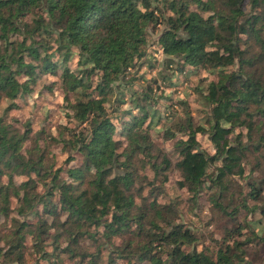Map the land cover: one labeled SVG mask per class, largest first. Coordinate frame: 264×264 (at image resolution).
Masks as SVG:
<instances>
[{"label": "trees", "instance_id": "trees-1", "mask_svg": "<svg viewBox=\"0 0 264 264\" xmlns=\"http://www.w3.org/2000/svg\"><path fill=\"white\" fill-rule=\"evenodd\" d=\"M183 71L203 121L168 89ZM39 84L61 118L17 119ZM169 174L219 237L159 201ZM69 261L264 264V0H0V264Z\"/></svg>", "mask_w": 264, "mask_h": 264}, {"label": "rangeland", "instance_id": "rangeland-1", "mask_svg": "<svg viewBox=\"0 0 264 264\" xmlns=\"http://www.w3.org/2000/svg\"><path fill=\"white\" fill-rule=\"evenodd\" d=\"M159 27L155 32L148 33V45H147V55L139 60L140 67L132 70V73H140L144 75L147 79L156 76L158 67L160 68L162 65V56L160 51L158 50L157 46L155 45V41L158 35ZM155 65V66H150ZM60 72V70H58ZM176 77H173L172 81L173 84L168 86V89L173 90L172 96L174 99H184L188 103V109L190 114L194 117L195 120L203 121L205 119V113L202 112V107L197 102L198 95L194 92V87L198 83V76L197 75H186L185 71L181 73L175 72ZM158 82L161 83V87H164V83L159 80ZM43 83L47 82V79L43 77ZM134 84H141L145 85V82L136 81ZM155 87V84H154ZM40 90V94L36 97L37 107L36 110L31 107L30 105L32 102L23 103L21 101H17L20 105V110L17 114V119H19L20 114H33L36 121L42 120L43 117H47L48 120H59L61 118V110L57 109V100L62 95L61 92H50L45 88H42L41 84L36 88ZM57 95V96H56ZM126 96V94H125ZM174 109L178 112L180 110L179 105L175 104ZM47 114V116H46ZM177 121V116H175L172 120ZM156 137L157 142L160 146L165 147L166 149H170L172 145V141L167 140L163 141L161 134L153 133ZM197 139L200 142V145L204 149L210 150V144L206 141V136L201 134L197 135ZM57 153L59 152L58 148L54 149ZM78 158L79 155H77ZM72 164V163H71ZM175 175L169 174V181L165 186L166 193L164 195L159 196V201H168L172 197H182V207L179 208V220L181 223L186 224L189 228H191L195 233L200 236V241L203 239H207L208 231H212L214 237H219L221 228L219 224H213L210 226H206V222L209 220L210 216L207 210V203L203 199H199L197 203L192 204L188 202L185 197V192L179 189L175 183ZM258 215H255L254 218H257ZM209 240V239H208ZM208 240H205L206 243ZM73 262L69 261L67 264H72ZM258 264V263H255Z\"/></svg>", "mask_w": 264, "mask_h": 264}]
</instances>
